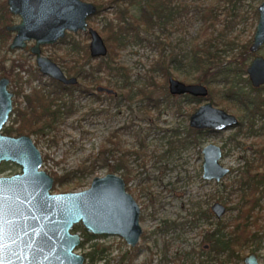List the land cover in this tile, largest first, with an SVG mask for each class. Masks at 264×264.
Masks as SVG:
<instances>
[{"label":"rangeland","instance_id":"obj_1","mask_svg":"<svg viewBox=\"0 0 264 264\" xmlns=\"http://www.w3.org/2000/svg\"><path fill=\"white\" fill-rule=\"evenodd\" d=\"M83 1L92 2V0ZM191 1L218 6L213 10L218 21L213 28H209L198 37L199 42H204L211 36L215 37L211 51L217 49V53L212 55L210 68H216L221 64L228 68L234 67L233 59L237 51L227 43L235 36L245 41L250 38L253 30L250 23V5L254 6L260 0H235L238 6L233 11L230 9V4L221 0H189V4ZM122 6L119 3L116 8L122 9ZM190 6L189 10L180 8V15L175 16L165 26L157 24L150 33L141 31V41L130 40L121 50L119 61L130 69L133 82L132 100L119 95L120 91L108 75L103 76L99 85L112 88L117 92L116 96L97 92L98 84L81 83L80 87L83 89L87 86V91L74 92L72 102L74 111L67 113V107L64 106L57 129L47 136L39 137L36 142L43 157L42 168L55 174L56 176L52 175L55 179L67 177L65 183L52 188L51 191L65 193L86 189L94 177L107 174V164L114 165L115 162L110 160L106 163L99 150L103 143H106L107 148L112 146L107 139L113 133L119 136L122 149L130 152L127 155V168L132 176L128 187L133 191L132 195H137L138 201L145 206L144 219L140 222L145 239L139 240L135 264H173L168 261L169 256L188 251H194V259L197 261L198 253L201 251L205 253L208 250L202 231L215 226V217L212 215L207 221L200 220L198 224L188 228L186 226L188 220L197 217V209L193 206L197 204L202 210L209 209L214 201H220L218 198L226 201L227 208L238 206V196L230 193L229 182L239 176L244 179L247 177V174L238 173L236 170L244 162L241 156L252 157L257 146L254 141L262 140L264 136L263 134L235 135L234 129L220 133L198 130L200 133H192L187 139L190 142L184 143L176 150L167 151L169 140L186 136V130L189 129L186 113L194 106L198 107L202 101L196 104L185 95L169 98L167 85L164 87L159 72L151 71V65L152 60L158 58L161 52L170 76L184 83L195 82L194 77L198 72L191 67L189 56L191 39L199 35L201 21L195 18L189 20L193 15L192 11L195 10L193 4ZM114 8L102 10L98 15L91 17L93 28L100 29L108 18H113ZM225 8L229 10L225 12ZM130 10L132 13H137L138 7L131 5ZM19 19V16H15L14 22L18 23ZM232 20L239 21L231 26ZM83 34V32L78 33V36L77 33L73 34L74 39H82ZM157 43L163 45L158 48L152 47ZM66 45L67 43H63L56 48L46 47L44 54L49 55L53 51L60 54ZM261 53L264 54V47ZM18 55L28 61L27 68L29 66L36 68L34 57L29 54L28 48L9 51L0 48V63L4 70H10L12 61L17 60ZM173 57L177 59L171 63L170 59ZM32 71L34 69L19 73L22 80L31 77V83L35 86L48 83L47 76L39 73L32 75L30 74ZM149 74H152L154 79V84L150 86V98L160 101L157 108L147 105L148 99L136 90L137 87L145 85ZM26 90L28 91L29 88L27 87ZM69 100L70 98L67 99L68 103ZM145 106L148 113L145 112ZM228 112L235 114L239 111L234 108ZM260 124L261 121H257L254 129H259ZM32 139L35 140L33 136ZM142 143L146 153L144 157L134 153L142 149ZM209 143L225 146L220 162L231 171L219 182L202 178L201 150ZM93 161H96L94 166H92ZM19 171L20 168L12 163H3L0 166V175L3 176ZM122 172L124 170H117L114 173L121 176ZM146 187L148 189H145ZM191 211L193 214L189 213ZM235 213L236 210L227 209L219 220L224 221ZM169 221L175 222L176 225L161 230ZM95 236L97 237L90 244L107 247L103 259L95 260L93 263L86 261L84 264H125L118 256V243L121 240L118 236ZM76 251L82 253L81 250ZM250 252L256 254L259 264H264L263 232L257 234V238L243 250L242 254L244 256ZM182 262L186 263V260L176 264ZM235 264H243L242 259L240 257L235 259Z\"/></svg>","mask_w":264,"mask_h":264},{"label":"water","instance_id":"obj_2","mask_svg":"<svg viewBox=\"0 0 264 264\" xmlns=\"http://www.w3.org/2000/svg\"><path fill=\"white\" fill-rule=\"evenodd\" d=\"M8 4L9 10L22 19L9 27L16 32L11 47L21 46L24 39L30 38H34L37 45L54 42L64 35L65 29L85 31L86 16L96 11L92 3L81 0H8ZM77 7L81 14L75 20L69 12ZM88 32L91 56H105L107 48L100 34L92 28ZM262 38L257 37L255 45ZM32 50L38 53L37 64L44 74L63 84L75 83L74 78L66 79L54 62L41 57L37 46ZM167 83L172 95L191 94L200 98L207 95V88L201 83L186 84L172 76ZM7 84V78H0V130L11 111L12 94L6 89ZM97 91L113 92L106 87H98ZM235 123L233 115L207 103L191 115L189 124L198 130H217ZM202 154L204 178L219 179L227 172L219 163V146L209 143ZM2 161L17 163L22 174L0 177V264H84V256L73 251L80 244V234L71 232L80 221L91 234L119 235L131 245L138 241L141 234L139 208L125 192L119 176H97L87 190L52 195L49 190L53 178L38 170L42 157L31 139L0 133V163ZM212 210L220 216L225 207L215 203ZM245 262L257 264L253 255Z\"/></svg>","mask_w":264,"mask_h":264},{"label":"flooded vegetation","instance_id":"obj_3","mask_svg":"<svg viewBox=\"0 0 264 264\" xmlns=\"http://www.w3.org/2000/svg\"><path fill=\"white\" fill-rule=\"evenodd\" d=\"M81 1H83V0H81ZM221 1L226 2L227 4H230L231 5L230 9L232 11L235 10L236 7L238 6L236 4L237 2L235 0H221ZM83 2L92 3L96 7V11L90 15H87L85 18V21H86V30L85 31H83L82 29H77L75 31H69V30L65 29L64 35L62 37H59L54 42L39 43L37 45V41L34 38H30V39H24V41H23L24 44L21 46L11 47V44L13 42L15 35H16V32L12 29H9V27L19 24L22 21V19H21L20 15L14 14L9 10L8 0H0V22H2V21L4 22L0 26V48H4L8 51L9 50H15V49L24 50V49L28 48L29 54L34 57L35 66H36V68H34V67L32 68L31 66H29L27 68L29 63L21 55L17 56V60L12 61V67L8 71L4 70L3 65L0 63V78L5 77L8 79V84L6 86V89L12 94V96H11V111L9 113V116H8L6 122L3 124L2 129L0 130V133L2 135L10 136V137H20V136L29 137L31 139L32 143L34 144V146L37 148L36 142L38 141V138L41 136H45V135L47 136L55 130H49L48 131L47 129H45V130L40 131V132L38 131L39 134L20 133L17 135L7 134L5 131V128L7 126L12 125V126H14L13 128H15L19 122H22V120H23L22 113L25 111V109L29 110L32 107V104L30 103V101H32V97L39 95V94L47 95L49 97V99L51 100V110L55 111L57 114L60 112L61 116H60L59 120L61 121L62 114H63L62 109L64 106L67 107V111H66L67 113L74 111L73 104H72V102L74 100V92L76 90L80 91L81 93L87 91V89H86L87 86H86V88L82 89L80 87V84L81 83H87L90 85H96V83H94V81H92V78L90 77V72H87L90 69L89 64L94 63L97 60L105 57L108 53V48L106 46L107 53L105 56H101V57L91 56L90 50H89L91 37H90V34L88 31L90 28L97 30V32L100 34V36L102 37V39L105 43V40H104L102 33H101V28L96 29V28H93V26L91 25V17L98 15L102 10L111 9L110 8L111 7V5H110L111 0H92V2L91 1H89V2L83 1ZM201 5L202 6H204V5L213 6L212 4H203V3H201ZM217 7L218 6H215L214 9H217ZM226 10H229V9L225 8L224 11L226 12ZM250 12H251V18H250L251 22L250 23L252 24V27H253L250 38L245 41V40H240V39H238L239 38L238 36H235L232 40H229L227 43V44H230L232 46V48L234 47L235 50L237 51L235 53V57L233 59V63L235 64L234 67L228 68L224 64H221L220 66H218V68L223 67L228 72L227 74L234 80V84L232 86V90H233L232 93L231 94L225 93L224 92L225 85L223 84V82H221V83H219V85L217 87L218 98L213 99V100L210 99V97H209L210 90H209L208 85L205 83H201V84L205 85V87L207 88V95L205 97L200 98V97H194L191 94H182V95L187 96L188 99H190V100H192L191 97L197 98L198 101L196 102V104H198L200 102V100L202 101V103L198 107L194 106L190 110V112L186 113V115L188 116V124L190 123L191 115L200 106L207 104V103H210L213 108L220 109V110L225 111L226 113H228L230 115H233L236 119L235 124L227 126L224 129L210 130L208 128H205V129H200V130L214 131V132L220 133V132H224L226 130L234 129L235 135H237V134L238 135L239 134H245V135L251 134L252 136L253 135L257 136L260 134L264 135V54L261 53V49L264 47V0H260L254 6L250 5ZM60 13L62 14L63 12L61 11ZM69 13L70 14L72 13L71 15L75 18V20H77L80 17L81 10L79 7H77ZM214 15L216 18L213 19L214 22L210 28H213L215 22L218 21V17H217L215 12H214ZM232 15H234V14H232ZM15 16H19V18H20L18 23L14 22ZM243 19H244V17H243ZM238 21L239 20H232L230 22V25L231 26L233 24L235 25ZM226 24H227V26H230V25H228V23H226ZM2 32H4L6 35H2L1 34ZM80 32L84 33L82 39L75 40L73 34L77 33V36H78V33H80ZM71 33H73V34H71ZM257 37H263V38L260 40V42L258 44L255 45V40ZM87 40H88V42H87ZM63 43H67V45H66L65 49L60 54H57L54 51L50 52L49 55L44 54L46 47L51 46L53 48H56L60 44L62 45ZM71 45H72V47H71ZM105 45H106V43H105ZM36 46L39 49V55L41 57H47L52 62H54L57 66H59V68L61 69V71L64 74V76L66 77V79L74 78L75 83L63 84V83H60V82L50 78L47 74H44L40 70V67L37 64V54L38 53H36L35 51L32 50ZM70 48H72V50H73L72 52L69 51ZM86 52H87V54H86ZM31 69H34V71H32L30 73L32 75L39 73L43 76H47L48 77V83L35 86V85H32V83H31V79H30L31 77H29L28 80H25V81L22 80L19 73H22L25 71H30ZM251 76L253 77L254 82H253V79ZM167 80H168V78H167ZM186 81L189 82L188 80H186ZM53 83H59V84H61L62 87H64L66 90L69 91V92H65V94L63 95L64 100L63 99L59 100V99L54 98V95H53L54 91H53V88L51 87V85H53ZM194 83H200V82L195 81ZM186 84H192V83H186ZM27 87L29 88L28 91L26 90ZM98 87H105V86L99 85V83H98V85L96 86V91H97ZM167 87H168V83H167ZM106 88H109V87H106ZM117 88L119 90L118 86H117ZM109 89L113 90L112 88H109ZM97 92L107 93L105 91H97ZM168 93H169V90H168ZM107 94L116 96L117 92L115 90H113L112 93H107ZM119 95H122L121 91H120ZM167 95H169L171 97L172 96H181V95H172L170 93ZM69 98H70V100H69L70 103H68V101H67V99H69ZM96 98H99V97L96 96ZM155 101H156L157 107H158L160 101L159 100H155ZM57 108H59V110ZM69 108L71 111L69 110ZM234 108L237 109L239 112L235 113V114L228 112L229 110L234 109ZM257 121H261V124L259 126V129H254V125ZM193 130L200 133V131H198V129L190 126V124H189V129L186 130V136H184L185 137L184 143L190 142V141H187V139L190 138L191 134L193 133ZM32 136L35 138V140L32 139ZM261 139L262 140H258L257 142L254 141V143L257 144V146L254 148L253 156L252 157H246V156L242 155L241 157L244 158V162L241 164V166H239L236 169L238 171V173L247 174V177L244 179V177L239 176V177H236L232 181L229 182L230 193L236 194L238 196V200H237V202L239 203L238 206L227 208L226 207V201L222 200L221 198H218L220 201H214L210 205L209 209L205 208L204 210H202L200 208V206L197 204H195V206H193V208L197 209L196 210L197 217H194V218L188 220L187 225H186L188 228L195 226L196 224H198V222L200 220L205 219L207 221L208 219H210L212 217V215L215 217V220H214L215 226L213 228L211 227V229L207 228V229H204L202 231L204 233V235H203L204 242H206L208 244V250L205 253H203L202 251L199 252L197 255V261L194 259V257H195L194 251H191V252L188 251L186 253H179V254L174 253L173 256H169L168 261L172 262L173 264H176V262H181L183 260H186V263L182 262L181 264H208V263L209 264H235V259L240 257L243 261V264H246V262H245L246 258L249 255H253L255 257L257 264H259L257 261L256 254H254L253 252H250V253L243 256L242 252L245 248H247L250 245V243H252L257 238L258 233H262V232L264 233V224H263L264 218L260 219V221H259L262 228L256 232L257 234H256L255 238L250 240L247 245H243L240 248H234L232 250L233 256L230 260L225 261V254L222 252V249H220L217 245H214L213 242L208 241V238L211 235H213L212 233H214L215 231H216V234H214V235H216V236L218 234L224 232L223 229L220 228L223 225L224 221L219 220V219L225 214L227 209L236 210V213H237V209L242 208V204L244 203L243 202L244 199H242L241 196L243 194H248V193L250 194V192L252 190L257 189L255 196H257V198H259V202L262 204V207H259V206H258L259 208L256 207L253 210V213L260 212V214L264 215V136ZM215 145H217V144H215ZM217 146H219V145H217ZM204 147H202V150ZM219 147L221 150V158H222V156L224 154L225 146L222 145ZM41 157H42V155H41ZM221 158H220V160H221ZM220 160H219L220 165L223 168H226L227 172L222 177H220L219 179L204 178L203 177V163H202V178L203 179L219 182V181H221V179H223L226 175L229 174V172L231 171L230 168L222 165ZM3 163L15 164L20 168V171L13 173V174L5 175V176L0 175V177H10V176H13L16 174H20V175L22 174V168L17 163H15L13 161H2L0 163V166ZM42 165H43V157H42V164L38 170L46 172L47 174H49L53 178L52 187L50 188L49 193L52 195L62 194V192L53 193L51 191L52 188H54L56 186V181H55L56 179L52 176L55 174L49 173L46 170H44L42 168ZM125 167L122 169V170H124V172L121 173V176H119V175H117V176H119L123 180L125 192L129 193L132 196V198L135 200V202L139 208V224H140V222L144 219L145 206L142 205L138 201L137 195L136 196L132 195L133 191L128 187V184L130 182V178L132 175L131 174L128 175L126 173L127 172L126 170H128L127 164H125ZM114 172H116V171L107 170V174H115ZM93 179H92V181H93ZM66 180H67V177H65V180L63 181V183H65ZM92 181H91V183H92ZM91 183H90L88 188L83 189V190L89 189L91 187ZM148 187H146L145 189H148ZM83 190H81V191H83ZM142 190H143V188H142ZM81 191H75V192H81ZM65 193H68V192H65ZM249 200L256 201V199L253 198L251 196V194L249 195ZM215 203H220L221 205H223L225 207L224 213H222L220 216H218L216 214V212H214L212 210V206ZM259 209H260V211H258ZM189 213L193 214L192 211ZM235 214H231V215H229V217L233 216ZM175 225H176L175 222L169 221V223H167V225H165V224L163 225L161 230H165V229H167L171 226L173 227ZM183 225H184V223H183ZM77 227L79 229L82 228L83 230H85L83 228L81 221L73 226L71 232L72 233L78 232L80 234V238H81L80 244L73 251L77 252L76 250L78 249V250H81V252H83L82 249H80V245L83 242L84 238H83L80 230L76 229ZM140 227H141V225H140ZM219 230H220V232H219ZM87 233L91 236H94V237H97L95 235L118 236L121 239L118 243V245H119L118 256H119L120 261L125 262V264H135V262H134L135 261V253L139 248V240L145 239V234H142V229H141V234L138 238V241L134 245H131L130 243H128L124 238H122L119 235L91 234L89 232H87ZM87 246L88 245H86V247ZM84 262H86L85 257H84Z\"/></svg>","mask_w":264,"mask_h":264},{"label":"trees","instance_id":"obj_4","mask_svg":"<svg viewBox=\"0 0 264 264\" xmlns=\"http://www.w3.org/2000/svg\"><path fill=\"white\" fill-rule=\"evenodd\" d=\"M119 3L123 5L122 9L116 8ZM191 4L195 6V10L192 11L193 15L189 18V20L195 18L201 21V30L199 35L191 39V55L189 56L191 67L198 72V74L194 77V81L208 85L210 90L209 97L212 100L218 98L217 87L221 82L225 85L224 92L231 94L233 91L232 86L234 84V80L227 74L228 72L223 67L210 68L213 58L212 55L217 53V49H215L214 52L211 51L212 41L215 40V37L211 36L206 38L204 42L198 41V37L213 25V19L216 18L213 12L215 6H202L200 2L195 3L194 1H191L189 4V0H111L110 8L113 9L115 7L114 17L108 18L101 27V33L108 48V53L105 57L89 64L90 69L86 71L90 72L92 81L98 84L101 82L104 75H108L111 80L114 81L115 85L119 87V91H121L122 96L127 100H132L134 92L133 82L130 77V69L119 61L121 50L130 40L141 41V31L150 33L157 24L165 26L170 20L174 19L175 16L180 15V8L183 10H189ZM131 5H136L138 7L137 13L131 12ZM2 23L4 22H0V26ZM1 34L6 35L4 32ZM161 45H163V43H157L152 47L158 48ZM69 51L72 52V48H70ZM176 59V57H173L170 59V62L173 63ZM164 61L163 54L160 52L158 58L152 60L151 71H157L161 74L164 87H166L167 78L170 73L169 69L164 65ZM152 84H154V79L152 74H149L145 85L137 87L136 90L144 98L148 99L147 105L156 108V101L150 98V86ZM51 87L53 88V95L55 99L62 100L65 92H69L59 83H53ZM167 96L171 98V96ZM191 99L195 102L198 101V99L194 97H191ZM30 103L32 104L31 109H25L22 113V122H19L15 128H13L14 126L12 125L5 128L7 134H39L38 131L40 132L45 129L48 131L57 129L61 114L60 112L57 114L55 111L51 110V100L47 95L39 94L33 96ZM57 109L59 110V108ZM145 112L148 113L146 106ZM174 132L177 131L175 130ZM193 133L198 132L193 130ZM118 137L119 136L116 133H113L107 139V142L111 143L112 146L107 148L106 143H103L99 150V154L103 156L106 163L110 160L115 162L114 165L107 164L109 171L122 170L125 167V164H127V155L130 153L128 150L122 149L121 142ZM184 140L185 137L181 139L175 138L169 140V148L167 151L170 152L172 150H176L179 146L184 145ZM141 146L142 149L135 151L134 153L138 156L144 157L146 153L143 150V143ZM95 164L96 161H93L92 166ZM126 171L128 175L131 174L129 169ZM64 180L65 177H56L55 187L62 185ZM256 190L257 189L250 192L251 196L255 198L256 201L249 200V193L243 194L241 196V198L244 199L242 208L237 209V213L235 215L224 220L223 225L220 227L224 232L216 236L214 235L216 234L215 231L212 233L213 235L208 238V241L213 242L214 245H217L220 249H222V252L225 254V261L232 258V250L234 248H240L243 245H247L250 240L255 238L257 234L256 232L262 228L259 221L264 218V215L260 214V212L253 213V210L256 207H262V204L259 202V198L255 196ZM258 211H260V209ZM76 229L80 230L84 238L80 245V249H82V254L84 255L87 263H93L95 260H102L107 247L103 245L97 246V244H90V242L96 237L89 235L82 228L79 229L77 227ZM86 245L88 246L86 247Z\"/></svg>","mask_w":264,"mask_h":264}]
</instances>
